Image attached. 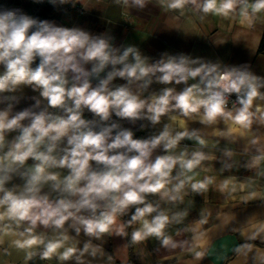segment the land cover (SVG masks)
<instances>
[{"label": "clouds", "instance_id": "obj_1", "mask_svg": "<svg viewBox=\"0 0 264 264\" xmlns=\"http://www.w3.org/2000/svg\"><path fill=\"white\" fill-rule=\"evenodd\" d=\"M47 2L56 6L71 0ZM130 2L143 8L148 0H122ZM166 7L242 17L251 26L252 18L264 12V0H167ZM112 40L19 9L0 11V250L5 256L15 250L24 253V264L53 257L61 264H84L86 254L93 260L106 255L105 235L126 236L125 227L133 224L139 226L131 233L132 243L154 236L175 248L165 231L187 211L169 215L161 202L183 203L189 186L204 193L213 183L207 177L192 182L210 157L201 150L206 140L189 129V122L230 125L217 134L233 142L247 139L253 154L245 167L264 165V143L254 130L264 126V77L250 65L167 52L150 62L138 48H117ZM117 79L124 83H114ZM154 83L164 87L150 92ZM25 88L37 95L17 111ZM85 111L96 119H86ZM113 115L133 125L146 120L153 128L162 117L168 122L158 134L134 138ZM146 127L142 123L140 130ZM185 139L198 147L181 148ZM159 148L164 154L153 158ZM129 213L130 219L118 224ZM81 234L88 239L78 248ZM191 250L197 259L203 255L195 243Z\"/></svg>", "mask_w": 264, "mask_h": 264}, {"label": "crops", "instance_id": "obj_2", "mask_svg": "<svg viewBox=\"0 0 264 264\" xmlns=\"http://www.w3.org/2000/svg\"><path fill=\"white\" fill-rule=\"evenodd\" d=\"M73 3L69 11L60 9L55 12L53 22L58 26L79 27L93 35L108 34L113 38L114 47L134 46L150 62L158 60L164 52L172 55L184 53L229 66L248 64L254 74L264 77V53H258L264 35V12L257 13L250 26L242 17L204 15L193 8H187L182 13L169 10L167 0H148L143 8L132 6L131 2L124 5L122 0H73ZM6 9H19L34 17L38 6L34 0H0V11ZM95 83L93 80V86ZM114 83L124 81L117 79ZM162 87L154 83L149 91L158 92ZM176 87L179 91L183 85ZM24 95L26 98L17 105V111L33 103L29 98L37 93L25 88ZM167 122V118L162 117L161 124L155 128L146 120L137 121L135 125L124 120V125L133 130L137 138H147L158 134ZM142 123L147 125L143 131L140 130ZM229 126L223 123L203 126L198 122H189V129L199 130L206 140L207 146L201 150L210 157L195 170L194 175H189H193L192 182L207 177L213 183L204 193L192 192L189 186L183 203L161 202L162 209L169 215L187 211V216L181 222L171 223L165 231L175 248L163 246L160 239L154 236L132 243L131 233L139 225H131L129 239L133 264H264V246L256 245L264 244V231L260 230L264 225V174H257L264 173V165L260 169L245 167L253 154L248 140L237 139L233 142L217 134ZM254 130L264 143V126L254 125ZM183 146L190 151L198 147L194 140L188 139L181 141L180 147ZM163 154V149L159 148L153 158ZM61 171L66 174L65 170ZM16 182L19 183L18 180ZM150 200L156 203L157 196H151ZM122 223L119 218L118 224ZM196 236H199L198 241H194ZM78 239L77 247L82 248L88 238L81 234ZM194 243L195 251L203 254L199 259L191 250ZM243 244L246 245L232 255ZM103 248L105 256L93 260L86 254L82 257L84 264H130L126 236L105 235ZM0 264H24V253L13 250L11 256H5L0 250ZM30 264L61 262L53 257Z\"/></svg>", "mask_w": 264, "mask_h": 264}, {"label": "trees", "instance_id": "obj_3", "mask_svg": "<svg viewBox=\"0 0 264 264\" xmlns=\"http://www.w3.org/2000/svg\"><path fill=\"white\" fill-rule=\"evenodd\" d=\"M74 5L73 0H71L70 3L65 4V5H56L53 6L51 4H49L47 2V0H44L43 3H40L38 6V10L35 14V16L33 18H38L41 20H49V21H53L55 16V12L59 11L60 9L64 8V7H69L71 8ZM258 53H264V35L261 37L260 43H259V47H258ZM38 62V61H37ZM86 114V119H96L92 113L85 111ZM113 121H116L118 123H120L123 127H125L124 125V121L119 120V118L115 117V115L112 116L111 118ZM134 138H137L136 135H134ZM134 210V209H133ZM130 215L131 213H129L127 216L125 217H120L121 220L123 221V223H125L128 219H130ZM130 228L131 226H126L125 230H126V238H127V242L129 245V256H130V264H133V254H132V247H131V243H130ZM246 244L240 245V247L232 254H236L237 252H239V250L244 247ZM258 246H264V244H256Z\"/></svg>", "mask_w": 264, "mask_h": 264}, {"label": "built area", "instance_id": "obj_4", "mask_svg": "<svg viewBox=\"0 0 264 264\" xmlns=\"http://www.w3.org/2000/svg\"><path fill=\"white\" fill-rule=\"evenodd\" d=\"M34 3H35L36 6H39V4H40V3H36V2H34ZM69 10H70L69 7H64V8H62V11H69ZM76 10H77L78 12H80V9L77 8V7H76ZM230 99L234 101V100L236 99L235 95L233 94V95L231 96ZM229 107H230V108H234L235 105L230 101V103H229ZM53 111H55V110H53Z\"/></svg>", "mask_w": 264, "mask_h": 264}]
</instances>
